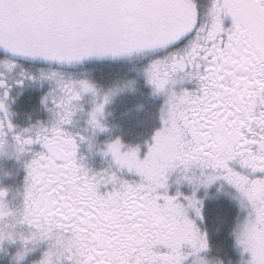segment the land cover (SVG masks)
<instances>
[{
	"label": "snow or ice",
	"instance_id": "6c2138e0",
	"mask_svg": "<svg viewBox=\"0 0 264 264\" xmlns=\"http://www.w3.org/2000/svg\"><path fill=\"white\" fill-rule=\"evenodd\" d=\"M0 264H264V0H0Z\"/></svg>",
	"mask_w": 264,
	"mask_h": 264
}]
</instances>
